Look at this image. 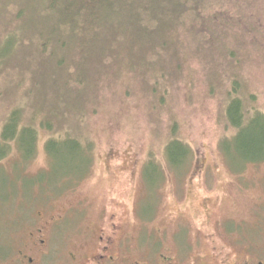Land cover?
Returning <instances> with one entry per match:
<instances>
[{
	"label": "rangeland",
	"instance_id": "374dc122",
	"mask_svg": "<svg viewBox=\"0 0 264 264\" xmlns=\"http://www.w3.org/2000/svg\"><path fill=\"white\" fill-rule=\"evenodd\" d=\"M3 1L0 140L15 114L36 143L27 153L17 137L0 142V252L30 249V233L52 217L61 220L44 234L47 252H75L113 223L126 234L121 255L142 264L264 252V154L241 149L227 117L231 97L246 119L264 116V37L241 24L264 32V0H203V14L223 7L231 22L217 17L225 28L215 37L198 32L194 11L162 15L172 23L163 43L112 39L78 65L44 54ZM71 139L80 157L64 150L53 164L49 140ZM175 139L188 152L172 159Z\"/></svg>",
	"mask_w": 264,
	"mask_h": 264
},
{
	"label": "trees",
	"instance_id": "16d2710c",
	"mask_svg": "<svg viewBox=\"0 0 264 264\" xmlns=\"http://www.w3.org/2000/svg\"><path fill=\"white\" fill-rule=\"evenodd\" d=\"M3 3V10L5 6H10L8 4H13L12 14L25 24L24 33L31 29L38 32L39 49L57 64H63L65 61L81 64L94 57L93 51L95 52L99 45L102 46V42L112 39L120 38L121 46L130 43L138 44L140 48L157 41L163 43L172 23L165 22L162 15H177L181 19L185 14L194 11L199 18L198 32H209L213 37L225 28L228 22L221 16L223 7L219 9L218 14H203V11L208 9L203 0H4ZM233 15L238 16L235 11ZM233 15L229 14L231 18ZM220 16L225 21V26L223 24L221 28L220 21L217 23V17ZM241 24L247 30L256 28L264 37L259 22L253 26H247L245 22ZM158 28L164 30L154 32ZM218 42L219 50L223 49L220 38ZM213 48H216L215 44ZM256 116L260 118L255 119ZM227 117L236 130L232 139L241 149L247 151L250 156L264 154V116L249 113L246 119L241 99L231 97ZM16 126L17 118L14 114L4 126L3 139L0 142L6 145L17 137L19 146L25 148L27 153L32 152V144L36 143L35 132L30 128H23L19 133ZM55 146L58 147L57 150L54 149ZM167 146L172 159L188 152L186 146L176 139L170 141ZM47 149L53 164L56 165H60L64 150L74 161L83 151L81 145L72 139L64 143L49 140Z\"/></svg>",
	"mask_w": 264,
	"mask_h": 264
},
{
	"label": "flooded vegetation",
	"instance_id": "af4514ba",
	"mask_svg": "<svg viewBox=\"0 0 264 264\" xmlns=\"http://www.w3.org/2000/svg\"><path fill=\"white\" fill-rule=\"evenodd\" d=\"M60 220L61 217H52L46 224L41 223L30 233V249L0 252V264H142L140 260L132 261L121 255L124 253L121 252V240L126 238V234L118 235L120 227H116L115 223L108 229L100 228L99 234L91 244H84L75 252H47L44 248V234L50 226L56 225ZM215 256L219 264H264V252H219ZM158 257L163 261L167 260L163 255Z\"/></svg>",
	"mask_w": 264,
	"mask_h": 264
}]
</instances>
